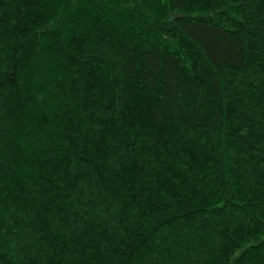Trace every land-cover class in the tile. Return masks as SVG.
Masks as SVG:
<instances>
[{"label":"trees","instance_id":"trees-1","mask_svg":"<svg viewBox=\"0 0 264 264\" xmlns=\"http://www.w3.org/2000/svg\"><path fill=\"white\" fill-rule=\"evenodd\" d=\"M0 264H264V0H0Z\"/></svg>","mask_w":264,"mask_h":264},{"label":"water","instance_id":"water-1","mask_svg":"<svg viewBox=\"0 0 264 264\" xmlns=\"http://www.w3.org/2000/svg\"><path fill=\"white\" fill-rule=\"evenodd\" d=\"M172 17H175V15H174V14H172Z\"/></svg>","mask_w":264,"mask_h":264}]
</instances>
